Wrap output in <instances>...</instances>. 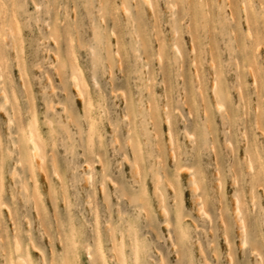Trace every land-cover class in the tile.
I'll use <instances>...</instances> for the list:
<instances>
[{
    "label": "rangeland",
    "instance_id": "374dc122",
    "mask_svg": "<svg viewBox=\"0 0 264 264\" xmlns=\"http://www.w3.org/2000/svg\"><path fill=\"white\" fill-rule=\"evenodd\" d=\"M149 3L0 5V264H264V0Z\"/></svg>",
    "mask_w": 264,
    "mask_h": 264
},
{
    "label": "bare ground",
    "instance_id": "6f19581e",
    "mask_svg": "<svg viewBox=\"0 0 264 264\" xmlns=\"http://www.w3.org/2000/svg\"><path fill=\"white\" fill-rule=\"evenodd\" d=\"M146 4H150L149 3V0H143ZM72 80H74L73 82H74V85H75V89L77 90L76 92L77 93H79V95H81V93H80V89H79V86H78V82H77V80H76V78L74 77V78H71ZM78 95V96H79ZM216 96H217V94H216ZM80 98L82 97V95L81 96H79ZM48 125V124H47ZM26 135H27V141H28V143L30 144V146H31V148H30V154H31V160H32V162L34 163V164H38V162H37V159L36 158H38V161H39V163H40V160H42L41 159V155H40V151H39V147H38V145H37V142L34 140V139H38V138H40V136H39V133H38V131H37V128L34 126V127H29L28 128V130H27V132H26ZM249 162V161H248ZM41 163H42V161H41ZM250 163H248V167L250 168V166L251 165H249ZM41 168V167H40ZM250 170H251V168H250ZM235 201H236V198H235ZM238 203L236 202L235 203V206L237 205ZM237 210H238V208H237ZM237 210H235V216L238 218V215H239V212L237 211ZM241 222V221H240ZM239 222V223H240ZM244 231V230H243ZM15 243H17L16 241H15ZM243 243H245V242H243ZM15 246H19V244L17 245H15ZM16 247V248H17ZM243 248V247H242ZM113 253V252H112ZM88 254V256H89V258H91V254L90 253H87ZM115 256V255H114ZM259 257V256H258ZM230 258V257H229ZM92 259V258H91ZM258 259V258H257ZM260 259V258H259ZM19 262H22V264H26L24 261H22V260H20V258H19Z\"/></svg>",
    "mask_w": 264,
    "mask_h": 264
},
{
    "label": "snow or ice",
    "instance_id": "6c2138e0",
    "mask_svg": "<svg viewBox=\"0 0 264 264\" xmlns=\"http://www.w3.org/2000/svg\"><path fill=\"white\" fill-rule=\"evenodd\" d=\"M3 4V0H0V5ZM4 7H7L6 5H3Z\"/></svg>",
    "mask_w": 264,
    "mask_h": 264
}]
</instances>
